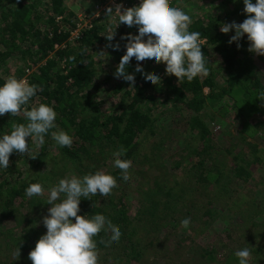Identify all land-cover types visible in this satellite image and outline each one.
Wrapping results in <instances>:
<instances>
[{
    "label": "trees",
    "instance_id": "1",
    "mask_svg": "<svg viewBox=\"0 0 264 264\" xmlns=\"http://www.w3.org/2000/svg\"><path fill=\"white\" fill-rule=\"evenodd\" d=\"M88 2L85 9L92 6L95 10L104 0H89ZM130 3H134L133 6H135L136 1L131 0ZM67 4V0H46L45 3L41 0H0V69L6 65L9 58L13 56L18 58L13 71L8 67H5L3 72L0 71V85L4 82L3 78L10 75L18 79L26 77L30 84L38 85L37 96L29 102L30 106L40 102L52 105L57 113L56 124L73 137V144L70 148L56 146L50 133L45 136V144L42 148H36L35 143L30 138H26L32 154L37 153L38 156L31 159L28 153L13 152L9 158V165L26 158L29 163V168L26 169L28 175L29 170L40 167L43 159L49 158L52 154L51 147H54L56 153L54 152L51 159L58 160V162L62 160L63 164L72 166L75 169L74 172L80 173L81 176L95 172L96 163H98L97 167L98 165L107 167L109 174L116 178L118 187L113 189L109 196L100 197L97 194L89 200L82 199L79 205L81 211L78 215L91 217L103 214L120 229L122 232L120 241L109 248L99 243L101 238L107 240L108 234L101 232L95 238L99 254L108 255L109 253L110 257L114 256L115 264H120L125 258H128L126 260H129V257L136 258L142 243L151 234L157 233L159 227H164L165 217L172 215L173 211L170 204L160 206L155 196L146 192L144 188H139L137 190L140 195L138 203L141 206L132 216L130 214L133 213L132 205L128 199L129 197L131 200L134 199L133 193L129 192L133 189L131 185L133 181L130 179L127 184L121 182L118 170L113 167L112 161L110 162L112 152L117 150L118 146L126 148L127 153L123 159L131 162L132 169L142 142L150 143L152 150L159 151L164 138L160 141L162 134L156 129L160 128L162 133L164 130V134H166V129H163L164 119L162 120L160 115L157 117L155 112L157 109L162 111L168 106L171 109L166 113L170 112V114H177L178 118L182 117L187 129L198 144L194 152H197L196 156H200L203 162H199L200 159L195 157V163L199 162L200 165V167H195V163L193 164L197 169L196 182L209 183L213 176L206 171V167H202L205 161L201 158L209 157L214 147L212 142L214 135L210 132L209 123H219L224 114L232 111L235 112L237 119H240L241 129L244 131L252 128L249 126V119L252 117L258 119V125L255 127L264 126V101L257 100V90L264 88V74H261L264 69V56L248 51L249 42L246 36L238 42L229 43L234 32L222 33L221 25L232 22L242 23L247 18V14L244 13L243 0H221L222 14L215 17L209 15L204 21L196 19L189 29L201 33V41H204L201 43L202 52L207 58L210 53L217 55L219 60L217 74L219 75L213 74L211 70L208 77H197L191 82L185 80L183 83H178L176 77L166 74L165 65L162 63H144L141 65L143 71L137 72L138 62L133 57V60L126 66V73L135 76L134 89H131L129 83L122 78H114L118 66L115 61L119 64L121 57L110 54V50L115 49L116 41L111 43L112 41L104 37L109 26L113 29L116 27L112 17L102 21L104 23L96 21L92 28L83 30L80 40L74 41L73 44L66 43L65 48L62 47L63 43L69 39L70 30H73L77 23L73 15L67 13ZM189 8L192 12L199 10L195 5H190ZM120 25L114 31L121 40L125 34L123 30H120ZM56 46L60 48L54 49ZM99 49L109 50L107 56L106 54L103 56V60H111L109 65L113 68L111 69L113 72L111 74L103 72L102 83L97 86L95 83L100 79V72L95 68L93 52ZM119 49L120 52L124 50V48ZM214 67L217 68L216 63ZM29 70L32 72L26 76ZM144 74L158 75L161 80L160 85L146 84ZM205 90L208 93H205ZM99 91L118 98L115 108L107 114L102 112L101 102L97 100L96 92ZM20 123H26L22 113L16 116L5 113L0 116V133H8L13 124ZM242 140L245 142V137ZM211 158L209 161L212 164L213 159ZM143 160L145 163L146 161L152 162L154 156L153 154L143 156ZM252 160L255 165L261 163L260 157H253ZM237 161L233 175L240 181L247 182L252 177L247 168L249 163L242 161L241 158ZM238 163L241 164L238 165ZM55 165L57 166V163ZM177 168L179 167L174 165L172 170ZM2 170L0 169V178L11 173L13 169L10 166L3 172ZM15 173L18 178L19 169ZM153 178L156 179V177ZM18 180L15 179L13 184L5 187L7 182L0 179V225L4 219L17 216L13 207H22L24 201L30 203L31 208L35 198L44 196L28 198L25 195V189L29 184L42 183V178L36 176L22 181ZM152 184H154L153 180ZM251 188L254 186L252 185ZM186 189L182 191L189 195L190 199L194 197L190 200L194 203L195 198L200 195L198 189ZM167 192H170V189ZM143 198H146V201ZM249 199L244 194L240 196L238 194L232 200L231 207L236 210V216L242 215L245 210L250 212L252 209L250 210L248 205L251 208L256 207L254 203L252 207ZM251 200L256 201L250 199V202ZM106 204L113 206V209L109 211ZM42 209L45 210V207ZM217 210L220 211L219 208H215L216 213L207 210L205 214L210 218L214 215L218 218L217 220L224 222L225 212L218 213ZM30 212L34 218H25L26 223H31L29 228H36V223L41 222L40 225L42 224L43 229H46L42 223V216L44 217L46 213L35 217L34 209ZM254 215L257 213L249 215V218L252 219ZM259 215L262 216V213ZM170 219L176 222L175 217ZM238 219L232 220L234 224H239ZM230 222L226 220L224 224ZM27 233L26 231L25 234ZM39 238L40 236L37 235L36 239ZM223 249L220 250L225 252L223 255L225 263L239 264L238 258L234 255L235 251H228L226 247ZM190 253L184 259L187 260L194 256V262L197 264H225L221 261L222 259L218 258L219 252L213 250L200 249V252L194 250L191 255ZM198 254L200 260H203L202 263L197 261ZM186 260L179 259L178 264H188ZM249 264H251L250 261Z\"/></svg>",
    "mask_w": 264,
    "mask_h": 264
},
{
    "label": "rangeland",
    "instance_id": "2",
    "mask_svg": "<svg viewBox=\"0 0 264 264\" xmlns=\"http://www.w3.org/2000/svg\"><path fill=\"white\" fill-rule=\"evenodd\" d=\"M41 1L43 3L46 2V0ZM88 1L89 0H67V13L73 15V18L76 19L75 22L80 21L82 28H84L85 25L92 28L96 21L98 23H104L102 21L110 18L106 17V9H113V7L116 8V6L122 5V3L116 2V0H104V2L101 3L102 7H100V13L93 15L92 6L87 8V10L85 9L87 4H89ZM135 1L137 2L138 0ZM130 2L131 0H127L124 5H126L127 8H131L133 4ZM190 5L197 6L199 10L192 12L189 8ZM178 7L183 8L184 11L191 16L192 21L196 19L204 21L205 17L209 15L215 17L223 13L221 9V0H182V2L178 4ZM120 30L124 31L125 36L128 34H138L137 26L128 27L127 25L121 24ZM71 32L72 30H70V33ZM115 41L116 45L118 44L119 48H124V50L120 52L112 49L113 51L110 50V54L116 57H122L126 51L124 46L127 41L124 39L120 40L118 34H115V38L111 43ZM73 42L74 41H71V39H68L67 42L63 43L62 47L65 48L66 43L73 44ZM203 42L204 41H201V43ZM59 48L60 47L56 46L54 49ZM94 51V65L100 72V79L95 85L99 86L104 78L102 73L107 72L106 74H111L113 72H111V69L113 68L109 65L111 60H103V56L105 54L107 56V51L109 50L99 49ZM16 57L17 56L9 58L6 65L2 66L0 71L5 69V67L13 71L18 59ZM208 62L211 64L212 73L219 75L217 74L219 71V60L217 55L210 53ZM215 63L217 64V68L214 67ZM115 64L118 65L116 61ZM31 72L32 71L29 70L26 76ZM261 74H264V69ZM24 78L26 79V77ZM205 93H208V91L205 90ZM96 95L98 98L97 100L101 102V110L103 113L107 114L111 112L115 108V104L118 103V98L116 96L109 95L104 91L96 92ZM169 109H171V107L166 106L162 111L161 109H157L156 112L158 114L155 112L157 117L160 115L159 117L162 120L164 119L165 124L163 125V129H166V134H164V130L162 133L160 128H155L157 132L162 134L160 141L164 138L159 151L152 150L149 145L150 143L146 144L142 142L141 148L138 151L139 153L136 155V166L133 165L132 171L129 173L130 179L133 181L131 182L133 189L129 192L133 193L134 199L131 200L129 197L128 200L131 201V211L133 213L130 214L133 216L136 209H139L141 206V204L139 205L138 203V197H140V195L137 190L139 188H144L146 192L159 200L160 206H164L166 203L170 204L169 206L173 213L169 217H165L164 227H159L157 233L151 234L149 238L147 237L146 241L142 243V248L139 247L138 249V256L140 254L139 257L137 256L138 258L132 259L129 257V260H126L128 258L124 257L125 260L121 261L120 264H178L179 259L186 260L184 258L187 254L190 252L193 253L194 250L200 252V249L219 252L218 258L222 259L221 261L224 262L225 259L223 255H225V252L221 251L224 250V247H226L228 251H237L244 247H249L251 252L249 261L251 264H264V175H261L264 173V126L255 127L258 125V119L257 117H252V119H249V126L252 128L244 131L241 129L240 119H237L235 112L232 111L224 114L219 123L210 122V132L214 135L212 140L214 147L212 151H210L211 155H209V157L201 158H204L205 161L202 167H206V171L212 174L213 177L207 184L197 183L196 180L198 176L196 175L197 169L195 167H200L199 162H203L200 156H196L197 152H194L198 144H196L195 139H193L194 136L192 133L187 129L184 123L185 120L182 117L178 118L177 114H170V112L167 114L166 112ZM243 137H245V142L242 140ZM51 148L52 154L49 158L43 159L40 167L32 168L31 171L29 170L28 175L26 169L29 168V163L26 158L14 161V164H10L8 168L11 166V169H13L12 172L0 178L1 181L7 182L5 187L13 184L15 179L22 181L26 178L30 179L38 176L42 178V184L45 186V189H47L50 184L58 182L60 178H63L70 171L74 172L75 169H73L72 166L69 167L63 164L62 160L58 162V160L51 159L54 152L56 153V149L54 147ZM46 153H48L47 149ZM149 154H153L154 160L152 162L146 161L147 163L143 162V156H149ZM195 157H197L198 160L200 159V161L195 163ZM253 157H260L261 163L255 165L252 162ZM209 158L213 159L212 164ZM238 158H241L242 161H248L249 163L247 168L251 172L252 177L247 180V182L240 181L233 175V170L237 165ZM50 161L54 162L50 163ZM111 161L112 157L110 162ZM242 161L241 163H244ZM56 163L57 166L55 165ZM241 163H238V165ZM96 164L94 166L95 170H102L109 174V169L107 167H99V165L97 167ZM174 165L179 168L172 170ZM17 169H19L20 172L18 178L15 173ZM4 170L6 169H3L2 172ZM76 174L81 176L80 173L76 172ZM153 177H156V179ZM152 180L154 184H152ZM252 185L254 188H251ZM168 189H170V192H167ZM182 189H198L200 195L197 196L195 202L192 203L190 200L194 197L190 199L189 195L184 193ZM151 190L153 192H151ZM251 192L252 194L250 195ZM238 194L239 196L244 194L245 197L255 199L256 201L251 200V202L249 199V203L251 205L254 203L256 207L251 208L250 205H248L249 209H252L250 212L245 210L242 215L236 216V210L231 207V203ZM43 195L42 198H35L33 200V207L31 208L30 203L24 201L22 207H13L17 216L2 221L0 225V264H31V261L28 259V254L38 241V239H36L37 235L41 237L46 233V229H43L42 224L40 225L41 222L36 223V228H29L31 223H26L25 218H34V215L30 212L32 209H34L36 214L35 217H39V215L42 216L44 213L47 215V210L50 207V205L46 204L48 197L47 191H45ZM146 198H143V200L146 201ZM37 205L39 207H36ZM143 205H145L144 202ZM106 206L109 211L113 209V206L107 204ZM42 207H45V210H43ZM215 208L220 209V211L217 210L218 213L225 212L224 222L220 219V221L217 220L218 218L214 215L210 218L205 214L207 210L215 212ZM162 211L164 210L162 209ZM226 211L229 212L226 213ZM254 213H257V215H254L253 218L250 219L249 215H253ZM261 213L262 216L259 215ZM174 217L176 218V222L170 219ZM186 217L191 219L190 229H183L180 227L181 220ZM234 218H239L237 220L239 224H234L232 221ZM226 220L231 222L224 224ZM26 231L28 232L27 234H25ZM186 238H188V240H186ZM17 249L19 250L18 256L16 255ZM108 255L100 253L99 264H115L114 256L110 257V255ZM194 259V256L190 259L187 258L186 262H188V264H197V262H194ZM198 260L201 263L203 261L202 259L200 260L199 254L197 257V261ZM225 264L230 263L227 262Z\"/></svg>",
    "mask_w": 264,
    "mask_h": 264
},
{
    "label": "clouds",
    "instance_id": "3",
    "mask_svg": "<svg viewBox=\"0 0 264 264\" xmlns=\"http://www.w3.org/2000/svg\"><path fill=\"white\" fill-rule=\"evenodd\" d=\"M244 13L247 18L242 23H227L220 31L228 34L234 32L229 43L238 42L247 37L248 51L264 56V0H243ZM115 10L106 9V17H112L116 23L115 29L124 24L128 27L137 26L138 34H128L125 54L114 73V78L123 79L134 89L135 76L126 73V66L134 57L138 62L136 71L142 72L144 63H162L165 72L177 78L178 83L193 81L195 78H205L210 74L208 58L202 52L201 33L190 31L191 16L183 8L172 6L170 0H139L138 6ZM115 13V15H114ZM115 29L111 26L104 36L108 41L115 38ZM237 47L239 44L237 43ZM119 50V45H115ZM74 59V58H73ZM0 85V116L9 113L11 116L21 114L26 123L13 124L8 133H0V169H7L9 158L13 152L30 154L31 159L38 155L32 154L29 148L30 138L36 148L45 144V136L50 133L56 146L71 147L73 137L56 124L57 113L48 103L29 104L37 96L38 85L30 84L25 78L10 75L3 78ZM148 85H160L158 75L144 74ZM257 100L264 101V88L257 90ZM127 149L118 146L112 152L113 167L118 170L120 180L127 184L130 180L131 162L123 159ZM117 180L102 170L89 172L82 176L69 172L58 182L50 184L47 189L42 183H30L25 189L28 198L48 193L47 215L42 218L46 233L43 234L29 252L31 264H99L97 240L101 232L109 235L107 240L101 238L99 243L109 248L120 241L122 232L114 226L105 215H78L82 199L89 200L92 196H109L117 188ZM260 219V218H258ZM191 219L181 220L180 227L190 229ZM16 255H19L17 249ZM239 264H249L250 248L244 247L235 251Z\"/></svg>",
    "mask_w": 264,
    "mask_h": 264
},
{
    "label": "built area",
    "instance_id": "4",
    "mask_svg": "<svg viewBox=\"0 0 264 264\" xmlns=\"http://www.w3.org/2000/svg\"><path fill=\"white\" fill-rule=\"evenodd\" d=\"M126 1L127 0H116V2L122 3V5H120V6H122V9L121 10L127 8V6L124 5V4H126ZM180 2H182V0H170V3H171L172 6H178V4ZM132 4L134 5V3H132ZM138 5H139V0L136 2L135 6H138ZM124 6H126V7H124ZM100 7H102V6L100 5ZM100 7H96L95 10H93V15H97V14L100 13V9H101ZM115 9L116 8L113 7V10H115ZM86 26L87 25H85L84 28H82L81 25H80V21L77 22V23H75V28H73L72 32L70 33L69 39H71V41L80 40L82 38V32H83V30L84 29H88V30L90 29V27L87 26V28H86Z\"/></svg>",
    "mask_w": 264,
    "mask_h": 264
}]
</instances>
